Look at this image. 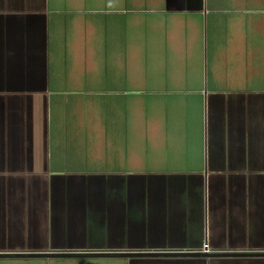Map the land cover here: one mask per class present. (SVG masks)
Listing matches in <instances>:
<instances>
[{"label":"crops","instance_id":"obj_1","mask_svg":"<svg viewBox=\"0 0 264 264\" xmlns=\"http://www.w3.org/2000/svg\"><path fill=\"white\" fill-rule=\"evenodd\" d=\"M204 242L264 252V0H0V264H264L125 254Z\"/></svg>","mask_w":264,"mask_h":264},{"label":"water","instance_id":"obj_2","mask_svg":"<svg viewBox=\"0 0 264 264\" xmlns=\"http://www.w3.org/2000/svg\"><path fill=\"white\" fill-rule=\"evenodd\" d=\"M19 254H28L29 256H37L40 253H19ZM52 256H69L75 254L74 252H52L49 253ZM127 255H143V256H243V255H264V252H253V253H242V252H201V251H136V252H125Z\"/></svg>","mask_w":264,"mask_h":264},{"label":"built area","instance_id":"obj_3","mask_svg":"<svg viewBox=\"0 0 264 264\" xmlns=\"http://www.w3.org/2000/svg\"><path fill=\"white\" fill-rule=\"evenodd\" d=\"M201 252H207V253H210V249L208 248V244L207 242H204L203 245H202V248L199 250Z\"/></svg>","mask_w":264,"mask_h":264}]
</instances>
